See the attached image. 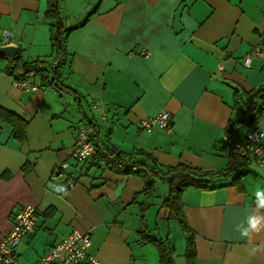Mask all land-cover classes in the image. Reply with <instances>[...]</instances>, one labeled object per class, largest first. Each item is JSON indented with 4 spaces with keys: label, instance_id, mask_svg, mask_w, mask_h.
<instances>
[{
    "label": "crops",
    "instance_id": "0c3cea01",
    "mask_svg": "<svg viewBox=\"0 0 264 264\" xmlns=\"http://www.w3.org/2000/svg\"><path fill=\"white\" fill-rule=\"evenodd\" d=\"M47 4L0 0V33L14 36L8 45L28 62L57 59L59 83L71 90L44 86L41 76L29 80L32 90L16 87L6 71L10 58H0V110L27 123L18 141L0 117V240L18 208L29 204L38 221L17 247L18 264H45L41 256L73 229L91 233L89 251L102 264H160L158 249L141 233L163 240L168 230L173 248L175 220L157 215L167 185L155 180L145 194L135 171L112 170L97 156L77 162L75 127L96 121L92 104L101 102L108 120L93 138L98 151L146 152L162 172L178 164L225 168L234 88L264 83V55L243 62L252 48H264V0H59L63 25L71 29L64 54L51 50ZM162 110L171 113L169 130L138 127L139 119ZM254 121L264 129L260 101ZM251 125L237 126L232 142ZM253 167L240 162L229 175L213 177L209 188L183 191L193 264H264V168ZM69 178L76 183L66 188Z\"/></svg>",
    "mask_w": 264,
    "mask_h": 264
},
{
    "label": "trees",
    "instance_id": "16d2710c",
    "mask_svg": "<svg viewBox=\"0 0 264 264\" xmlns=\"http://www.w3.org/2000/svg\"><path fill=\"white\" fill-rule=\"evenodd\" d=\"M45 17L50 20L49 36L51 50L55 54L65 52V43L71 29L65 28L60 14L59 0H48ZM2 58V57H0ZM11 64L6 71L9 75L16 79L30 80L34 76H41V82L46 85H52L56 90L70 91L71 90L59 83V71L61 62L57 61L53 64L50 61L35 60L25 61L19 50H16L14 55L10 57ZM37 61H42L41 66H36ZM48 71L52 73L51 79H48ZM245 98V101L243 100ZM257 101L264 105V83L257 88L249 91L239 90L234 88L233 95V117L229 120L225 129L227 145L230 148L229 162L223 169L217 171H203L200 168L191 167L185 164H178L174 167H169L165 172H162L156 165L154 158L142 151H134L130 154L123 153L116 149H105L103 151L96 150L98 159H103L106 166L112 170L123 173L137 172L144 180L143 192L151 193L154 188L155 180H160L168 187V193L163 198L162 204L158 210V216L166 217L167 220L174 219L179 224L181 231L185 234V261L186 264H193L195 258L194 234L187 226L184 213L182 193L190 187L209 188L211 179L218 176H227L232 173L241 159L233 153V142L231 136L237 126L243 123H253L257 111ZM244 104V110L241 111L240 105ZM0 117L13 126L14 138L18 141L25 139L27 123L14 116L13 114L0 110ZM242 117V118H240ZM141 155L144 161L138 162L133 160V156ZM145 162L151 164L149 167ZM142 240L153 244L159 251L160 264H174L173 254L174 249L170 247L167 239L156 240L149 236L148 233H141Z\"/></svg>",
    "mask_w": 264,
    "mask_h": 264
},
{
    "label": "built area",
    "instance_id": "2783aa9c",
    "mask_svg": "<svg viewBox=\"0 0 264 264\" xmlns=\"http://www.w3.org/2000/svg\"><path fill=\"white\" fill-rule=\"evenodd\" d=\"M13 32L3 30L0 33V42L8 45L13 38ZM146 54V51H142ZM264 48L256 46L248 52L243 62L248 66L254 57H262ZM54 60L52 63H56ZM42 61H37L36 66H41ZM221 69V67L219 66ZM13 85L25 91L35 88L29 80H21L13 77ZM93 110L98 114L96 121L83 120L75 127V141L73 158L83 163L96 154V146L93 138L100 132L101 124L108 120L104 104L94 102ZM171 113L167 110L144 117L138 120L137 125L141 130L151 131L154 129L169 130L171 127ZM264 129L260 123L254 121L243 137L233 143V152L241 159V162L264 168ZM75 180L69 178L66 188L75 185ZM38 221L37 209L32 205H22L13 215V225L7 235L0 240V264H18L17 247L23 238L32 232ZM91 233L73 229L60 242L49 248L42 256L41 261L45 264H102L94 254L90 253Z\"/></svg>",
    "mask_w": 264,
    "mask_h": 264
},
{
    "label": "rangeland",
    "instance_id": "374dc122",
    "mask_svg": "<svg viewBox=\"0 0 264 264\" xmlns=\"http://www.w3.org/2000/svg\"><path fill=\"white\" fill-rule=\"evenodd\" d=\"M252 168L254 167L252 166ZM169 231H170V241L172 242L174 249L173 260L175 264H185L184 262L185 234L182 233L180 227L175 221H172L170 223ZM167 232L168 230L165 231L163 234L165 235V238L168 241V235H166Z\"/></svg>",
    "mask_w": 264,
    "mask_h": 264
},
{
    "label": "water",
    "instance_id": "95a60500",
    "mask_svg": "<svg viewBox=\"0 0 264 264\" xmlns=\"http://www.w3.org/2000/svg\"><path fill=\"white\" fill-rule=\"evenodd\" d=\"M16 51V47L12 45H0V57H12Z\"/></svg>",
    "mask_w": 264,
    "mask_h": 264
},
{
    "label": "clouds",
    "instance_id": "9594fccd",
    "mask_svg": "<svg viewBox=\"0 0 264 264\" xmlns=\"http://www.w3.org/2000/svg\"><path fill=\"white\" fill-rule=\"evenodd\" d=\"M253 227H255V224L253 225Z\"/></svg>",
    "mask_w": 264,
    "mask_h": 264
}]
</instances>
